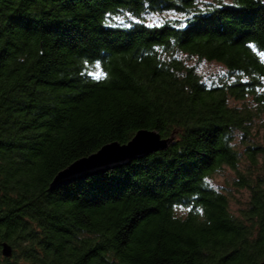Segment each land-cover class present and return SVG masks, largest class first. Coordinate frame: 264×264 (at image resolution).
Wrapping results in <instances>:
<instances>
[{"label": "trees", "instance_id": "1", "mask_svg": "<svg viewBox=\"0 0 264 264\" xmlns=\"http://www.w3.org/2000/svg\"><path fill=\"white\" fill-rule=\"evenodd\" d=\"M150 13L171 15L149 25ZM252 44L264 51V0H0V264H259L264 59ZM184 56L224 72L202 80ZM141 129L169 147L49 189ZM224 167L247 194L236 216L211 183Z\"/></svg>", "mask_w": 264, "mask_h": 264}, {"label": "water", "instance_id": "2", "mask_svg": "<svg viewBox=\"0 0 264 264\" xmlns=\"http://www.w3.org/2000/svg\"><path fill=\"white\" fill-rule=\"evenodd\" d=\"M170 143V138H161L154 130H138L125 144L111 142L102 146L98 151L75 160L53 177L49 189L54 190L88 176L128 165L134 160L166 150ZM1 247L3 257L12 256V249L7 243H2ZM259 264H264V259Z\"/></svg>", "mask_w": 264, "mask_h": 264}, {"label": "rangeland", "instance_id": "3", "mask_svg": "<svg viewBox=\"0 0 264 264\" xmlns=\"http://www.w3.org/2000/svg\"><path fill=\"white\" fill-rule=\"evenodd\" d=\"M202 2H213L215 0H199ZM171 14L169 13H161V14H147L144 19L145 22L149 25H158L161 23V21L164 18L170 17ZM128 17V18H127ZM131 19L128 15H123L115 18V21L117 23H125ZM184 60L186 63L190 66H193L197 73L199 74L200 78L202 80L212 82L215 79H217L221 73L224 72V68L221 66V64L217 62H208L204 60H199L195 57H186L184 56ZM232 105H239L240 102H230ZM264 121H256V128L258 131V137L262 138L264 133ZM234 179V172L228 168L224 167L220 174L216 175L212 179V185L215 186L216 189L224 191L226 194H228L230 197V210L233 212V214L236 216L237 211L240 209L239 207L242 205V202L245 200L247 194L244 192H237V190L234 189L232 186V181ZM178 212L180 214H184V209H179Z\"/></svg>", "mask_w": 264, "mask_h": 264}, {"label": "snow or ice", "instance_id": "4", "mask_svg": "<svg viewBox=\"0 0 264 264\" xmlns=\"http://www.w3.org/2000/svg\"><path fill=\"white\" fill-rule=\"evenodd\" d=\"M216 7H222V5H217ZM111 15V14H109ZM250 47H252L254 50H256L258 52V55L261 56L262 59H264V51H259L258 49H256V46L254 44L250 45ZM88 62L85 61V64H87ZM96 66L99 67L100 66V62L97 61L96 62ZM87 75H91V76H94L95 78L99 79V76H96L95 73H92V72H88L86 73Z\"/></svg>", "mask_w": 264, "mask_h": 264}, {"label": "bare ground", "instance_id": "5", "mask_svg": "<svg viewBox=\"0 0 264 264\" xmlns=\"http://www.w3.org/2000/svg\"><path fill=\"white\" fill-rule=\"evenodd\" d=\"M150 14H156V13H150ZM169 145H170V144H169ZM169 145H168V147H169ZM168 147H167V148H168Z\"/></svg>", "mask_w": 264, "mask_h": 264}]
</instances>
